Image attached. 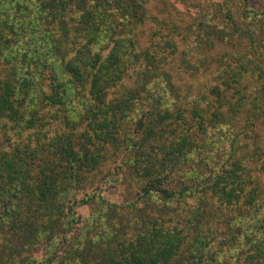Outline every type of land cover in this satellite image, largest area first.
I'll return each mask as SVG.
<instances>
[{
    "label": "trees",
    "instance_id": "16d2710c",
    "mask_svg": "<svg viewBox=\"0 0 264 264\" xmlns=\"http://www.w3.org/2000/svg\"><path fill=\"white\" fill-rule=\"evenodd\" d=\"M153 1L157 8L147 0H0L10 42L20 34L4 20L7 9L33 13L38 43L21 60L40 67L24 70L0 27V127L43 128V107L81 102L65 120L83 124L80 133H60L42 149H0V229L15 235V249L45 243L40 264H208L224 244L246 251L245 264H264V0L261 9L233 0L236 11L220 22L207 12L195 25L167 0ZM185 67L219 82L196 94L178 71ZM134 113L135 136L126 127ZM210 132L226 134L228 145L197 146ZM122 146L133 152L139 187L136 199L112 202L92 186ZM90 201L98 208L82 218L76 207ZM233 206L247 222L220 220ZM219 235L225 241L215 243Z\"/></svg>",
    "mask_w": 264,
    "mask_h": 264
},
{
    "label": "rangeland",
    "instance_id": "374dc122",
    "mask_svg": "<svg viewBox=\"0 0 264 264\" xmlns=\"http://www.w3.org/2000/svg\"><path fill=\"white\" fill-rule=\"evenodd\" d=\"M31 1L32 0H26L28 4H30ZM147 1L148 2H145L144 4L147 6L148 9H151L153 6L154 8L155 7L157 8V6L159 5L158 3H155L153 0H147ZM167 1L170 2L169 4H171V6H173L176 10L180 11L187 20L193 21L194 25L200 23V19L203 17V13L208 12L211 16H213L212 22H220V18L223 17V14L226 13V11L232 13L235 12L237 8V5L234 4L233 0H167ZM250 3L257 6L258 9H261L262 7L260 6L261 5L260 0H250ZM5 6L7 9L8 7L6 3ZM19 8L16 9V11L11 8L7 9L8 14L6 16H3L6 22L8 23L13 22L15 24L13 28H15L17 32L20 34L19 36L20 38H17L19 42L18 43L10 42V39L12 40V37L14 35L13 33L14 29L10 28L12 26H6L5 24H2L3 23L1 21L2 18H0V27L3 29V35H4L3 37H5L6 39L9 38V42L7 43L9 46L5 45L4 48H8L7 51H11V52L13 50L15 53H17V56L20 57L21 60V57L24 56L23 54L27 53L30 55L33 49L36 48V44L38 43L39 33L37 31V24L34 23L31 24L32 22H30L31 16L33 15V13L30 12V9L22 11ZM156 14H157V19H159L160 21L161 15H159L157 11ZM153 23L154 20L148 21L149 25H152ZM158 23L160 24L161 22ZM29 26L32 27L29 28ZM164 33H166V30H164ZM12 43H14V45ZM10 45H12V49ZM2 60L4 61V59ZM21 62L24 65V70L29 69L32 71L33 69H36L34 71H38V69H40L38 63L27 61V63L29 62L32 63L31 66L27 68L26 67L27 64L24 63L22 60ZM4 63L5 64L3 65V67L7 69L11 62L10 63L4 62ZM42 68L43 67L41 66V69ZM178 71H182V72L184 71L183 75L188 77L186 78L190 83L188 87H192L193 91H195L196 94L205 91V89L208 88L210 85H214L219 82V80L216 79L215 74L206 73L205 75H201V72L195 71L194 69L188 67L182 68ZM196 79L201 81V84L200 83L197 84ZM153 88H155L154 85ZM192 88H190V90ZM84 95H86L85 92ZM111 95H112L111 93L110 94L108 93L107 98L111 97ZM44 105L45 104H42V107ZM80 107H81V102L80 100H76V99H73V103L67 106L68 110L70 109L69 111H67V109L64 107L60 109V107L57 105L55 106L48 105L43 107L40 112L44 123L43 128L40 126H34L32 123L26 121L21 122L22 125H14L12 122L9 121L5 122V126L0 127V149L7 152L9 151L11 152L13 148L17 147L18 145L23 147L22 149L25 148L26 150L37 147L42 149L41 145L44 144L47 146L50 140L56 138L60 133L63 134L65 132L71 131V129L75 130L77 133H80L81 131L84 130L83 124L81 126H78L77 128H73L69 126L68 123L66 122L67 121L66 118L69 119L70 116H72V114L74 115L73 110L77 111V109H79ZM32 111L33 109L30 106L27 109V113L25 115L27 120L32 117L33 115ZM131 117L133 122L128 123V125L126 124V127H127V131L131 130L132 131L131 135L135 136L137 132L136 130H134V125L132 124L135 122V120L138 119L139 116L138 114H135L132 115ZM184 128L185 126L183 124L180 125V128H176V129L178 131L180 129L183 130ZM260 128H261V135L264 137V122L260 124ZM133 130L135 131L134 134H133ZM203 134L204 133H201L200 135H202L201 137L204 138L205 140L199 142L196 141V144L198 143L197 146L204 147L205 145H207L208 150L218 149V151H221L223 146L228 145L229 140L227 135L224 133L212 134V132H210L206 136H204ZM222 135L223 137H221ZM38 141H40V143L42 142L43 143L38 144ZM121 149L122 150L120 151V155L115 156L117 158L115 157L111 158L112 162H110L111 160L110 158L106 159L107 161H104V165L100 168V171L97 172V176L100 178V180L98 181L97 184L92 186V188L96 187L95 190L97 191L98 195L112 202H121L122 200L131 199V198L136 199L135 192L138 190L139 187V182L137 179L138 175H135L136 172H134V170L131 168L132 164L129 163L130 160L129 157L132 156L133 152L132 151L128 152V150L124 149V146H122ZM106 157H109V155ZM113 158L115 159V161H113ZM37 167L38 166H35L34 169L37 170ZM195 181H197V179L194 180V182ZM92 188L90 190L89 188H87L86 191L90 192ZM82 192H83L82 190H78L76 192L77 197H81L83 195ZM94 203L96 202L90 201L89 203L80 204L79 206L76 207V212L79 213L82 218L91 216L94 213V211L98 208V205H95ZM239 203L242 205V208L245 207L244 199H241ZM183 209L186 210L185 207H183ZM225 211L226 210L224 208L223 210L224 213L222 212L223 214L221 216L222 218L224 217V219H220V220H225L227 217L228 219L233 218L232 220L236 223L247 222L243 216L246 213H244L242 216L238 215L240 211L237 210L235 206L231 207V209H229L228 211L226 212ZM233 228L236 236H239L238 242H240L242 240L241 232L240 233L236 232L235 230L236 226H234ZM225 238L226 235L224 236L219 235L218 238L215 240V243H218L219 239L225 241L223 240ZM17 242L18 241L15 235L13 233H10L7 227H3L2 229H0V260H5L7 257H10V255L13 253L14 254L12 258L13 264H28L32 260H33L32 264H40V261L47 256V249L45 243L38 245L36 244L34 246H31L30 248H25V249L24 248L15 249ZM222 247L224 248L223 249L224 252L223 253L216 252L215 259H210V257H208L210 259L208 261V264H245L246 260L244 258L247 253L246 251H242L238 253V251L241 248L240 246L239 247L236 246V249H233L224 244ZM211 248L213 249V247Z\"/></svg>",
    "mask_w": 264,
    "mask_h": 264
}]
</instances>
